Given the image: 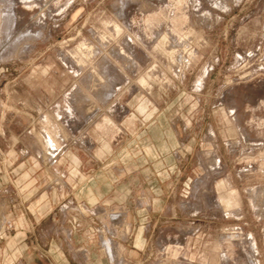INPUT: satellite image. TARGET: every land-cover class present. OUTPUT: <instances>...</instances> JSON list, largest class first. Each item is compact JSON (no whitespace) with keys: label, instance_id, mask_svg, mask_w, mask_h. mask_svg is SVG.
<instances>
[{"label":"rangeland","instance_id":"374dc122","mask_svg":"<svg viewBox=\"0 0 264 264\" xmlns=\"http://www.w3.org/2000/svg\"><path fill=\"white\" fill-rule=\"evenodd\" d=\"M113 126L154 200L149 226L111 214L109 264H264V0H0V264L43 261L32 180ZM102 138L89 167L115 181Z\"/></svg>","mask_w":264,"mask_h":264},{"label":"crops","instance_id":"0c3cea01","mask_svg":"<svg viewBox=\"0 0 264 264\" xmlns=\"http://www.w3.org/2000/svg\"><path fill=\"white\" fill-rule=\"evenodd\" d=\"M113 128L114 131H111L108 138L104 135H99V137L105 138H102L101 147L106 152L117 155V157L124 154V157L119 158L116 163L118 170L124 169V172L119 174L115 181L109 178V176L113 177V174L108 176L105 171L101 170L100 164L93 163L95 167H89L92 158L99 161L100 149L97 147L99 137L96 141H92L89 148L83 150L86 155L82 154L86 159L82 156L76 157L68 147L59 151L58 155H60L57 159L47 164L49 170L60 175L50 185L45 181L42 184L38 178L32 180L33 189L30 195L33 207L31 217L34 224L32 228L34 242L31 249L33 254H39L43 259V261L37 259V264H109L103 251L102 241L107 238L113 242L115 239L121 241L117 227L110 223L111 214H120L119 212L123 211L126 217L139 218L140 225L145 223L149 226L146 219L152 213L154 200L150 178L148 183L145 182L146 170L149 168L144 167V178H140L150 187L148 193L147 190L141 195L134 193L133 183L129 181L130 177H133V172H129L127 167H120L125 163L124 160H131L132 145L126 142L123 145L122 142L126 135L115 126ZM53 151L57 152L56 149ZM94 153L97 157L93 155ZM68 154L79 164L78 179L63 176L64 172L75 169L77 166L68 165L67 162L61 163L62 159L68 160ZM39 165L37 163L38 169H40ZM138 200L144 202L141 208L136 205ZM45 221L48 222L50 230L48 241L41 243L36 235ZM144 228L143 226L137 227V230ZM127 240L130 246H135L139 242L135 235ZM27 248V243L24 241L17 246L20 251ZM32 260H36L35 257Z\"/></svg>","mask_w":264,"mask_h":264}]
</instances>
